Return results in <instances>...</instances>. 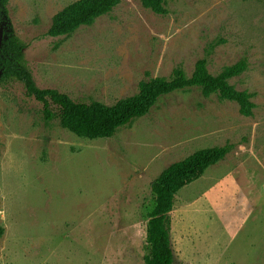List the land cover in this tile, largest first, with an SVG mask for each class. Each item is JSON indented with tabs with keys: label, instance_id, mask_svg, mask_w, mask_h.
<instances>
[{
	"label": "rangeland",
	"instance_id": "rangeland-1",
	"mask_svg": "<svg viewBox=\"0 0 264 264\" xmlns=\"http://www.w3.org/2000/svg\"><path fill=\"white\" fill-rule=\"evenodd\" d=\"M77 0H9L19 63L40 89L76 102L113 105L152 78L192 76L206 59L252 96L236 102L190 89L162 97L149 114L107 139L79 138L14 76L0 83V264H147L152 182L197 151L233 145L226 158L180 190L171 212L175 264H264V0H119L70 37L47 32Z\"/></svg>",
	"mask_w": 264,
	"mask_h": 264
},
{
	"label": "trees",
	"instance_id": "trees-1",
	"mask_svg": "<svg viewBox=\"0 0 264 264\" xmlns=\"http://www.w3.org/2000/svg\"><path fill=\"white\" fill-rule=\"evenodd\" d=\"M8 3L9 0H0V28L4 29L5 34L0 48L3 80L8 76L16 77L24 84L26 95L43 104L47 122L56 120L79 138H112L120 129L149 114L162 97L190 89L201 90L205 97L218 95L222 100L236 102L243 116L254 115L252 96L238 91L230 83L231 79L248 70L249 62L246 59L226 68L219 75L211 74L208 61L203 59L196 64L192 76L188 77L183 69L178 68L171 79L159 77L143 81L137 94L120 99L113 105L76 102L56 89H40L31 72L19 63L24 45L15 34ZM142 3L159 15L168 14L165 0H142ZM118 4L119 0H77L53 18L47 34L53 38L70 37L80 28L91 26L101 16L111 13ZM233 148L232 144H227L197 151L165 169L152 182L155 208L149 215L147 227V243L151 248L147 264H175L171 239L174 198L180 190L199 180L208 168L223 161ZM5 232L6 229L0 225V240Z\"/></svg>",
	"mask_w": 264,
	"mask_h": 264
},
{
	"label": "flooded vegetation",
	"instance_id": "flooded-vegetation-1",
	"mask_svg": "<svg viewBox=\"0 0 264 264\" xmlns=\"http://www.w3.org/2000/svg\"><path fill=\"white\" fill-rule=\"evenodd\" d=\"M1 35H2V43H3V41L5 39V34H4V29L2 27L0 28V36ZM2 43H1V46H2ZM1 46H0V48H1ZM0 74H1V76H0V83H1V82L4 81L3 80V71L2 70H0Z\"/></svg>",
	"mask_w": 264,
	"mask_h": 264
},
{
	"label": "water",
	"instance_id": "water-1",
	"mask_svg": "<svg viewBox=\"0 0 264 264\" xmlns=\"http://www.w3.org/2000/svg\"><path fill=\"white\" fill-rule=\"evenodd\" d=\"M1 43H2V35L0 36V46H1ZM1 76V74H0Z\"/></svg>",
	"mask_w": 264,
	"mask_h": 264
}]
</instances>
